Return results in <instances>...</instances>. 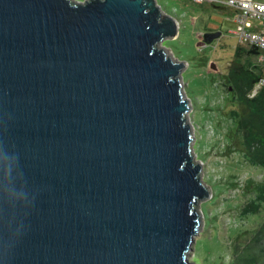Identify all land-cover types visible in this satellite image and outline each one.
Masks as SVG:
<instances>
[{
	"label": "water",
	"instance_id": "water-1",
	"mask_svg": "<svg viewBox=\"0 0 264 264\" xmlns=\"http://www.w3.org/2000/svg\"><path fill=\"white\" fill-rule=\"evenodd\" d=\"M180 22L158 0H0V264H193L213 190L163 45Z\"/></svg>",
	"mask_w": 264,
	"mask_h": 264
},
{
	"label": "rangeland",
	"instance_id": "rangeland-1",
	"mask_svg": "<svg viewBox=\"0 0 264 264\" xmlns=\"http://www.w3.org/2000/svg\"><path fill=\"white\" fill-rule=\"evenodd\" d=\"M158 3L181 21L178 38L163 45L169 55L188 62L182 75L193 102L190 119L195 128V153L204 164V181L213 190L212 198L199 208L205 221L189 260L193 264H231L234 247H243L264 222V171L243 157V142L231 115L238 104L228 74L235 59H251L257 65L252 68L255 74L259 63L255 55L237 54L240 40L233 8L219 11L192 0ZM208 29H219L223 36L200 48L198 42Z\"/></svg>",
	"mask_w": 264,
	"mask_h": 264
},
{
	"label": "trees",
	"instance_id": "trees-1",
	"mask_svg": "<svg viewBox=\"0 0 264 264\" xmlns=\"http://www.w3.org/2000/svg\"><path fill=\"white\" fill-rule=\"evenodd\" d=\"M248 48V51L245 49ZM237 54L255 55L260 70L254 73L257 65L247 58L245 61L235 59L230 65L228 74L237 108L231 111L236 123L237 135L242 139L243 154L246 160L264 171V88L253 95L262 77V67L259 62V51L255 47L240 45ZM233 121V123H234ZM264 201V198H263ZM259 207L258 204H255ZM258 210L254 211L256 213ZM231 264H264V222L248 239L243 247H234Z\"/></svg>",
	"mask_w": 264,
	"mask_h": 264
},
{
	"label": "built area",
	"instance_id": "built-area-1",
	"mask_svg": "<svg viewBox=\"0 0 264 264\" xmlns=\"http://www.w3.org/2000/svg\"><path fill=\"white\" fill-rule=\"evenodd\" d=\"M201 5L206 0H192ZM218 6H226L235 10V21L238 25L236 34L240 45L255 47L259 51V62L262 67V77L253 95L264 88V1L258 0H209Z\"/></svg>",
	"mask_w": 264,
	"mask_h": 264
},
{
	"label": "flooded vegetation",
	"instance_id": "flooded-vegetation-1",
	"mask_svg": "<svg viewBox=\"0 0 264 264\" xmlns=\"http://www.w3.org/2000/svg\"><path fill=\"white\" fill-rule=\"evenodd\" d=\"M193 2V1H192ZM194 3V2H193ZM202 6L204 5V7H206V6H208V7H212L213 9H214V6H216V4L215 3H213V2H210L209 0H206V1H204L203 2V4H201ZM218 6V5H217ZM224 7H226V6H224ZM226 8H228V7H226ZM216 31H219V29H208V30H206L205 32H204V34L202 35V39H201V41H199L198 43H200V42H202L203 40H204V35H205V33H207V32H216ZM216 41V40H215ZM214 41V42H215ZM213 42V43H214ZM212 43V44H213ZM211 44V45H212Z\"/></svg>",
	"mask_w": 264,
	"mask_h": 264
}]
</instances>
